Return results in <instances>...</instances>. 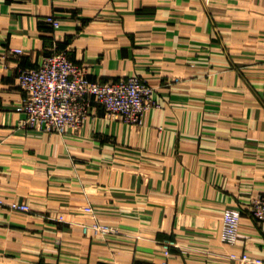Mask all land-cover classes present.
Listing matches in <instances>:
<instances>
[{"label": "crops", "instance_id": "0c3cea01", "mask_svg": "<svg viewBox=\"0 0 264 264\" xmlns=\"http://www.w3.org/2000/svg\"><path fill=\"white\" fill-rule=\"evenodd\" d=\"M52 50L91 79L141 76L157 103L140 123L93 104L77 129L22 126L17 73ZM0 195L31 207L0 208V264L264 257L250 210L264 196V0H0ZM86 205L117 231L84 233ZM229 208L242 213L232 245Z\"/></svg>", "mask_w": 264, "mask_h": 264}, {"label": "built area", "instance_id": "2783aa9c", "mask_svg": "<svg viewBox=\"0 0 264 264\" xmlns=\"http://www.w3.org/2000/svg\"><path fill=\"white\" fill-rule=\"evenodd\" d=\"M45 20L53 27L59 26L58 20L51 15ZM11 52L19 54L22 49L12 48ZM16 79L23 91V98L16 105V109L24 114L21 125L43 131L63 133L77 129L93 104L102 106L107 115L118 116L126 123H140L147 109L157 103L153 97L155 88L141 76L133 74L109 81L91 79L87 68L75 63L62 50H52L43 55L36 66L20 69ZM1 207L24 213L31 211L28 203L7 200L0 195ZM83 209L90 216V220L80 222L84 233L107 236L117 231L99 220L91 205ZM250 210L253 218L264 225V196L253 200ZM241 215L239 208L224 210L220 232L224 243L237 242ZM58 219L63 221L62 216ZM169 244L165 243V256H168ZM229 256L240 264H264V257L247 251L231 252Z\"/></svg>", "mask_w": 264, "mask_h": 264}]
</instances>
